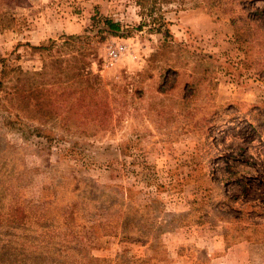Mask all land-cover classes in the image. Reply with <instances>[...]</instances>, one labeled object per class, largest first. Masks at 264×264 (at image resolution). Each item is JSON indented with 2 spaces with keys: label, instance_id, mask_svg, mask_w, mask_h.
I'll use <instances>...</instances> for the list:
<instances>
[{
  "label": "rangeland",
  "instance_id": "obj_1",
  "mask_svg": "<svg viewBox=\"0 0 264 264\" xmlns=\"http://www.w3.org/2000/svg\"><path fill=\"white\" fill-rule=\"evenodd\" d=\"M4 2L17 21L0 30V58L38 70L48 54L31 45L80 35L76 46L99 54L92 70L114 109L108 125L100 127L91 122L65 126L58 119L40 124L24 114L8 116L0 108V209L7 212L19 204L32 210L40 225L28 223L18 231L4 227L0 245L10 242L29 250L52 240L56 252L38 253L33 260L23 255L11 264H183L174 261L177 255L210 264L213 251L229 254L224 264H248L246 248L212 243L220 229H201L194 236L186 227L217 217L234 221L232 232L236 228L243 235L248 222L264 219V0L215 5L211 0H176L162 8L168 24L181 10H206L219 21L218 32L208 38L181 29L175 34L168 24L169 33L158 31L153 18L159 11L148 16L140 0ZM104 16L119 21L125 33L107 32ZM116 43L125 44L127 51L108 65L107 48ZM154 53L158 56L149 61ZM192 56L204 57L206 66L214 67L210 80L216 85L201 89L212 98L215 94L216 103L196 98L197 122L179 125L154 109L159 104L153 98H162L165 110L169 107L168 98H176L179 89L173 88L176 82L188 78ZM169 65L180 74L169 69L158 87ZM173 102L177 111L179 103ZM175 126H183V132L176 134ZM248 149L258 170L249 178L227 181L222 159L243 160ZM195 156L209 163L191 166ZM176 158L180 165L174 164ZM40 229V236H25ZM71 231L83 250L104 261L88 262L82 253L69 252L76 243L67 235ZM49 234L55 237L49 239Z\"/></svg>",
  "mask_w": 264,
  "mask_h": 264
},
{
  "label": "trees",
  "instance_id": "obj_2",
  "mask_svg": "<svg viewBox=\"0 0 264 264\" xmlns=\"http://www.w3.org/2000/svg\"><path fill=\"white\" fill-rule=\"evenodd\" d=\"M173 1L176 0H140L139 4L147 10V15L150 17H154L155 12L159 11V16L154 17L153 22L158 25V31L167 34L169 33L166 27L168 23L164 18L162 8ZM211 3L213 5L219 4L221 0H211ZM144 4H147V8ZM11 9L12 7L7 2L0 0V30L12 27L13 21H17L15 13ZM101 22L107 32L117 36L125 33L119 21L104 16L101 17ZM234 23L235 20L230 21L232 29H235ZM79 38H81L80 35H67L61 36L59 39H62L61 42L50 39L46 45H31L41 54L45 52L48 54L38 70H24L19 65L11 64L9 58H0V108L8 116L14 114L19 117L24 114L26 118L36 120L40 124L58 119L65 126H69L71 123L82 125L89 122L100 127L108 125L114 109L110 104V96L104 88L100 76L92 70V63L98 59L99 54L96 50L87 51L86 48L77 47L75 40H80ZM157 56V53L152 54L149 61L155 60ZM174 61L177 64V58ZM205 61L204 57L194 58L192 56V64L189 66V73H187L188 78L183 80L181 85L177 84L180 83L179 81L176 82L173 87H179L176 98H168L169 107L166 110L165 106L162 105V98H156L157 96L153 98V103L159 104L154 109L159 110V112H166L168 116L166 121L177 122L179 120L180 125L197 122L198 108L194 106V100L198 98L199 94L205 97L210 96L208 91L203 93L201 88L203 86L211 88L214 84L210 80L214 67L206 66ZM185 63H189L188 60H185ZM175 67V65H169L163 70L158 87L166 82H162V80L167 72L172 69L175 75L180 74L175 70ZM173 88L170 86L169 90H173ZM173 101L179 103L177 111L171 105L174 103ZM45 138L51 139L52 136L46 134ZM13 205L7 212L2 213L0 209V229L10 227L14 231H18L22 225L33 222L38 223L37 228L40 227L39 219L35 221L33 219L35 214H31L32 210L29 212L19 204ZM41 232L42 229L32 230L25 236H40ZM67 235H71L73 241L76 242L74 246L69 247V252L73 254L82 253L88 262L104 261V259L93 257L86 250H83L73 231ZM47 237L53 239L55 235L49 234ZM51 244L52 240L46 243L44 247L34 245L28 250L19 244L6 242L0 245V264L17 263L19 261L17 257L23 255H29L28 260H33L38 253L45 256L54 255L56 252H53ZM57 252L60 253L61 251L58 250Z\"/></svg>",
  "mask_w": 264,
  "mask_h": 264
},
{
  "label": "crops",
  "instance_id": "obj_3",
  "mask_svg": "<svg viewBox=\"0 0 264 264\" xmlns=\"http://www.w3.org/2000/svg\"><path fill=\"white\" fill-rule=\"evenodd\" d=\"M218 25L219 21L217 19L212 18V16L206 12V10L202 8H196L192 10H181L179 11L178 18H175L174 22H171L168 24L169 29L174 32L175 34L180 33L179 29L182 30V33H189L192 34V36H196L197 38H208L212 35H215L218 32ZM213 85H216L214 83ZM216 87V86H215ZM212 96H200L198 95V99L200 102H211ZM216 103V95H213L212 103ZM180 125V124H179ZM175 133L180 134L183 132V126L178 127L175 126ZM187 130V128L185 129ZM194 131V130H193ZM241 152H246L245 148L239 149ZM194 155H197L198 151L195 150ZM248 155L243 160H223V163L225 164V177L227 178V181H236L237 179L241 178H249L251 177V173L254 171H257L258 168L254 158V153H252V150H247ZM252 155V156H250ZM262 156V155H261ZM192 159V160H191ZM190 165L195 166L199 164H208L206 163L205 158H197L191 157L190 158ZM195 161V162H193ZM200 161H202L200 163ZM208 161V160H207ZM175 165H180V160L178 158L173 160ZM257 162V161H256ZM213 163V162H211ZM256 168V169H255ZM210 222L202 225L201 222H193L192 224L188 225L186 229L193 232L195 236V232H200L201 229L203 230H209L213 231V229H220L221 233L220 235L214 236L211 241L212 243H216L220 247H227L228 248H234V247H244L247 249V253L244 254V258H246V263H252V264H264V219L261 221H256L255 223L248 222L246 228L244 227V234L238 235L237 229L232 232L233 227H235L237 224L234 223V221H220L221 219L215 217L213 219H209ZM232 226V227H231ZM190 228V229H189ZM231 235L236 238L230 240L228 237H231ZM199 236V235H198ZM211 243V244H212ZM258 248H261L260 255H258ZM210 251L213 250V245L209 247ZM235 249V248H234ZM210 256V264H224V261L227 260L230 256L229 254H214V251L209 254ZM177 263H183L186 264L192 263L195 264V260L188 261L186 256L177 255L174 259ZM236 264H244L242 260H235ZM198 263V262H197Z\"/></svg>",
  "mask_w": 264,
  "mask_h": 264
},
{
  "label": "built area",
  "instance_id": "obj_4",
  "mask_svg": "<svg viewBox=\"0 0 264 264\" xmlns=\"http://www.w3.org/2000/svg\"><path fill=\"white\" fill-rule=\"evenodd\" d=\"M127 51V46L122 43L110 45L107 48L106 62L112 65L118 58H120Z\"/></svg>",
  "mask_w": 264,
  "mask_h": 264
}]
</instances>
